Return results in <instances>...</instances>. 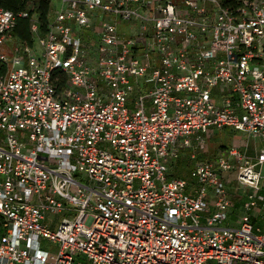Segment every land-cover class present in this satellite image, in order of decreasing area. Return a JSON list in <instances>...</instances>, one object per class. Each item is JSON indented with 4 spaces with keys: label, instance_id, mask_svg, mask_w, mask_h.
I'll list each match as a JSON object with an SVG mask.
<instances>
[{
    "label": "built area",
    "instance_id": "1",
    "mask_svg": "<svg viewBox=\"0 0 264 264\" xmlns=\"http://www.w3.org/2000/svg\"><path fill=\"white\" fill-rule=\"evenodd\" d=\"M15 23L0 6V264H264V147L199 157L212 129L264 136V0Z\"/></svg>",
    "mask_w": 264,
    "mask_h": 264
},
{
    "label": "trees",
    "instance_id": "2",
    "mask_svg": "<svg viewBox=\"0 0 264 264\" xmlns=\"http://www.w3.org/2000/svg\"><path fill=\"white\" fill-rule=\"evenodd\" d=\"M0 6L12 10L16 14V23L13 27L12 34L20 40L32 43L34 36L31 31L32 18L36 19L39 24L40 32H44L48 28L51 20L52 0H0ZM27 12L24 16L21 13ZM62 82L65 80V74L60 71ZM185 160L182 159L172 168V175L180 176L178 173L181 170ZM179 164H181L179 166ZM3 217L0 215V236L4 233Z\"/></svg>",
    "mask_w": 264,
    "mask_h": 264
},
{
    "label": "rangeland",
    "instance_id": "3",
    "mask_svg": "<svg viewBox=\"0 0 264 264\" xmlns=\"http://www.w3.org/2000/svg\"><path fill=\"white\" fill-rule=\"evenodd\" d=\"M52 5L53 6H59L60 5V0H52ZM124 24V23H122ZM239 132V131H238ZM236 138H238L237 132L235 133V131H233L232 129H224V131H217V133L215 132L209 139L207 145L205 148H203L200 151V155L203 156L204 158H210L213 159L215 158L220 152H224L226 150H228L229 148H231L233 146V142H237L238 140H236ZM241 138H244L245 140H247V138H245L244 136H241ZM249 146H243L241 147V151L244 152L246 149H248L249 153L254 155L255 153H257V150L259 149V147L264 146V137L262 136L261 138H250L247 140ZM207 153V154H206ZM206 154V155H204ZM181 161V160H179ZM178 161V162H179ZM185 163V165L182 167L180 166L181 164H179V166L181 167L180 174L182 175H187L188 173V165H190L192 163L189 164L188 160H185L183 162V164ZM188 166V167H186Z\"/></svg>",
    "mask_w": 264,
    "mask_h": 264
},
{
    "label": "crops",
    "instance_id": "4",
    "mask_svg": "<svg viewBox=\"0 0 264 264\" xmlns=\"http://www.w3.org/2000/svg\"><path fill=\"white\" fill-rule=\"evenodd\" d=\"M224 129H227V128H224ZM224 129H222V130H219V129H212L211 130V132H210V135H209V137H208V141H209V139H210V137L216 132L217 133V131H224ZM229 129H232V128H229ZM233 131H235V133L237 132V135H238V138H236V140H238V143L237 142H233V146L231 147V148H229L228 150H226V151H224V152H220L216 157H218L219 155H221V154H225V155H229V152H230V150L231 149H233V148H235V149H237V150H239V151H241V147H243L244 145L245 146H249V144H248V139H250V138H261L262 136H249V135H247V134H245L244 132H242V131H237V130H234V129H232ZM241 136H244L245 138H247V140H245L244 138H241ZM264 137V136H263ZM208 141H207V143H208ZM207 145V144H206ZM206 147V146H205ZM264 146H262V147H259V149L257 150V153L259 152V150L261 149V148H263ZM242 152V151H241ZM243 153H246L248 156H250V157H256V155H257V153H255L254 155H252V154H250L249 153V151H248V149H246ZM207 154V153H206ZM206 154H204V155H206ZM199 157H202V158H204L203 156H201V155H199ZM215 157V158H216ZM231 159L233 160V156H231ZM184 160H188V163L190 164L191 163V159H184ZM185 164V163H184ZM191 165V164H190ZM190 165H188L189 167H190ZM188 166H186V167H188ZM189 167H188V170H189ZM235 197V196H234ZM235 210L237 211V213H238V210H239V202L238 201H236V205H235Z\"/></svg>",
    "mask_w": 264,
    "mask_h": 264
}]
</instances>
